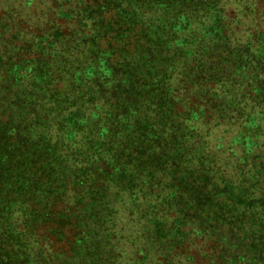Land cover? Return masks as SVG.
I'll use <instances>...</instances> for the list:
<instances>
[{
  "label": "trees",
  "instance_id": "trees-1",
  "mask_svg": "<svg viewBox=\"0 0 264 264\" xmlns=\"http://www.w3.org/2000/svg\"><path fill=\"white\" fill-rule=\"evenodd\" d=\"M0 264H264V0H0Z\"/></svg>",
  "mask_w": 264,
  "mask_h": 264
}]
</instances>
